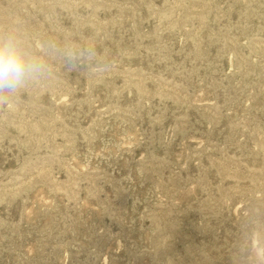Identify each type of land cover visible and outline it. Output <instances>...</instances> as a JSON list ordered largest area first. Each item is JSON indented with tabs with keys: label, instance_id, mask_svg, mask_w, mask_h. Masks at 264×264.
Listing matches in <instances>:
<instances>
[{
	"label": "rangeland",
	"instance_id": "374dc122",
	"mask_svg": "<svg viewBox=\"0 0 264 264\" xmlns=\"http://www.w3.org/2000/svg\"><path fill=\"white\" fill-rule=\"evenodd\" d=\"M46 71L0 102V264H264V0H0Z\"/></svg>",
	"mask_w": 264,
	"mask_h": 264
},
{
	"label": "clouds",
	"instance_id": "9594fccd",
	"mask_svg": "<svg viewBox=\"0 0 264 264\" xmlns=\"http://www.w3.org/2000/svg\"><path fill=\"white\" fill-rule=\"evenodd\" d=\"M46 71L43 61L12 35L0 39V102Z\"/></svg>",
	"mask_w": 264,
	"mask_h": 264
}]
</instances>
